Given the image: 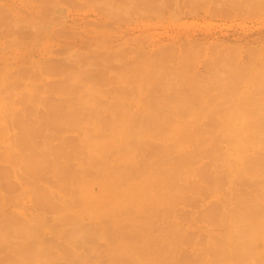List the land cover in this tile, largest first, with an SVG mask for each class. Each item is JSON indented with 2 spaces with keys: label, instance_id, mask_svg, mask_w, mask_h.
Segmentation results:
<instances>
[{
  "label": "rangeland",
  "instance_id": "374dc122",
  "mask_svg": "<svg viewBox=\"0 0 264 264\" xmlns=\"http://www.w3.org/2000/svg\"><path fill=\"white\" fill-rule=\"evenodd\" d=\"M235 1L0 0V116L2 115L0 117V121H2V124H0V255L1 253L3 255L0 257V264H18L19 262V264H30L32 259L34 261L32 264H38L39 261L41 264H48L47 262L50 264H64L69 260L71 263L69 261L66 264H75L78 259L79 263L77 264H82L80 262L85 263L86 260L88 262L92 261L90 264H217L221 259V255L231 250V247L227 245L221 246L223 249L219 250L221 242L218 235L222 232L223 238H225L224 231L226 229L223 226V221H220L221 206L218 205L217 201L213 202V200L215 194L223 193V184L227 183L222 179V176H224L225 170H229V166L223 165V162L229 161L232 163L233 157L231 152L225 155L228 145L225 142H217L216 137L218 134L215 135V133L217 128L221 126L219 125L221 121L224 125L227 124L226 127H229L228 125L232 126V115V118L235 119L233 122H236L241 128L244 123L246 125V121L248 123L250 120L246 115L249 110L242 107L249 106L252 102L256 105L258 100L255 102L254 98V100H250L249 104L248 99L243 101L239 97L245 98L249 94V96L255 97L252 95L253 93L256 96L264 93V88L261 85L264 83V72L261 76V78L263 77L262 79H259V75L255 74L256 72H250L254 62L257 64L262 59L264 60V46L262 47L264 40L255 42H262L260 46L254 43H248L247 46L242 42V45L239 44L240 41L236 43V40L230 39L234 43L232 45L231 43H226L225 46V42L217 44L218 42L211 39L210 43L213 42L214 44L212 43L210 46H208V43L202 44L203 47L200 45L201 43L195 45L194 41L190 43V46L187 41L183 40L182 43L179 41L182 44H180L179 49L176 47L179 42L175 39L186 33L206 34L209 36L220 35L219 37L227 34L231 38L237 37V35H256V31L262 33L264 31V0H251V3L249 2L250 0ZM46 3L56 7L47 9V6L46 9L42 8L43 10L45 9L43 11L40 8L41 6L44 7ZM171 45L174 46L173 49ZM150 47L155 49L154 54L149 55L150 53L147 50ZM162 49L164 50L161 51ZM157 50L159 52L156 53ZM168 50L169 52H167ZM222 61L228 62L225 64ZM262 61L261 63L264 66ZM215 62L218 65L214 66ZM262 65L257 64V67ZM246 68L249 69L247 70ZM200 69H203V71ZM256 69L255 71H258ZM246 70L249 72L248 74ZM103 80H111L112 82H108L114 86L120 83L121 87L123 86L122 82L126 81L127 85L124 86L132 88L131 90L125 88L126 91L122 88V90L124 89L123 93L121 88L119 89L117 86L122 93L120 94L119 92L118 94L117 87H114V90L108 88L110 86L109 83L104 81L108 84L105 87ZM115 80H119L117 84H115L117 82ZM121 80L122 82H120ZM146 82L147 87L145 86ZM224 83H226V87L221 91L220 89L225 86ZM220 84L223 85L220 87ZM258 84L259 87L261 85V91L256 90ZM152 85L156 89L159 88V91L163 88L164 91L160 92L162 94L158 92L159 95L154 88L150 92ZM203 87H206V89H202ZM208 87L211 88V91ZM133 88L135 89L133 90ZM249 88L256 89L251 90L247 94ZM103 89L108 91H105L106 93H111L112 98L110 94L105 95L106 93L102 92ZM136 90L137 94L135 96L134 94L132 95L131 93ZM169 90H171V93ZM96 91L98 93L102 92L104 94L102 95L105 98L107 97V100L119 98V103L121 102L124 108L119 107V105L118 107L115 105L116 108H114V104L111 103L112 100L110 99L113 109L105 107L106 113L100 117L97 121L98 124L89 132L95 134L104 132L103 134L109 135L110 133L111 135L109 138L108 135H101L103 137L100 138V142H106L105 144L107 145H104L105 149L100 142L97 145L104 149V154L102 158H98L95 155L96 160L92 163L93 167L90 168L86 163L85 170L83 166L79 165L82 161L80 160L79 162L77 156L79 153V157L82 155V159H84L83 157L86 154L83 155L82 153L86 152L85 150L82 152V149L86 147V144L83 145V147L85 146L84 148H80L82 146L76 140V134L78 133H76V129L86 126L88 117L98 108H101L97 105L94 98L98 99L102 95L99 93V96H97ZM190 91H193V95L198 93L195 95L199 96V98L194 96V99L191 94H188ZM125 92L127 96H123ZM141 93L144 94L143 98L145 99L143 101L140 97L142 103L138 102L140 101L139 98L137 99ZM153 93L154 95L156 93L159 97L154 96ZM174 94L176 95L174 96ZM119 95H122V97ZM162 96L166 97L167 100ZM170 96H174V100ZM259 96L256 98L259 99L258 103L261 110L259 109L260 107L257 109L259 104L256 107L252 104V110L254 112V109H257V112L255 111L257 115L253 112L255 116L247 113L253 119L258 117L259 120L264 121V116L262 118V115H264V102L262 103L263 105L260 103L264 95L261 101V96L260 98ZM190 97L192 98L191 100ZM187 98L188 102L186 103ZM170 99L172 100L170 101ZM226 99H229V101ZM135 100L140 105L148 100L147 103H144L147 104L144 105L147 107L140 109L142 105L136 104ZM162 100H165V103ZM221 100H223V104ZM99 101H103V105L104 99H99ZM160 101L161 105L159 104ZM133 102L137 105V110L140 109L143 115L138 111L139 114L138 112L134 114L138 119L135 117V121L133 117V121H128L127 117L130 119V116H132L130 115L131 112L133 114L134 109H136L133 106ZM177 102L179 104H176ZM237 102H239V106ZM185 103L188 105H185ZM209 103L211 104L209 105ZM111 104H108L107 107ZM174 105L184 106V108L175 106L176 116L182 119V122L174 121L177 117L173 116V112H166L167 108L174 109ZM185 106H189L187 107L189 110ZM225 106L234 107V109L227 107L226 111L229 112V115L227 112L226 114L223 113L225 112L223 110ZM240 106L245 115L241 111ZM238 108H240V111H238ZM219 112H221L222 117L217 116ZM230 112H233V114ZM258 112L259 115L262 112V115L258 116ZM38 113L47 118L39 115L41 118L38 117V121L40 119L41 122L36 121L37 119L34 120L35 118L32 116L38 115ZM235 113L236 115H234ZM237 113L241 114L237 115ZM25 114H30L31 122L32 118L36 122L28 124L29 122H26L28 120H25L23 116ZM79 114L84 116L79 117ZM212 114L216 115L213 116ZM112 115L118 120L114 121ZM224 115L225 117H223ZM226 115L228 116L226 117ZM3 116H5L4 120L9 119L5 120L6 123H3ZM209 116L212 121H210ZM215 116L220 120L217 122L218 118H216L215 121L217 123L212 118ZM119 117H121V122H118ZM143 117H152L154 124L148 125L149 120L142 122L144 121ZM15 118L17 121H13ZM43 118L44 121L42 120ZM188 118L191 120L189 119L188 121ZM197 118L198 120L201 119L198 124ZM221 118L224 120H221ZM172 119L173 123H170L171 121L169 123L172 126L174 125L172 129L175 128V130V126H180L178 131L173 132L172 126L168 124L167 121ZM192 119H194V123L191 122ZM203 119H205L204 123L202 122ZM253 119H251L252 123L249 121L251 125H255L257 123L254 122H258L260 124L257 127L262 126L263 121L260 122L258 119L254 121ZM21 120H24L25 123H22ZM223 124L222 126H224ZM249 125L248 127L251 126ZM243 128L241 131L244 132L246 129ZM159 129H164L165 132L163 130L159 133ZM141 130H143V133H137V131ZM174 135L178 137L175 143L170 139ZM214 135L215 137H213ZM143 136H146L148 140L140 141V137ZM62 137L64 141L66 140L65 138L70 139L72 137L73 142L71 143L75 141L74 144L78 143L77 147L72 146L74 144L70 143L71 139L69 141L66 140L70 143L71 148L67 145L69 143L62 145ZM126 137H133L134 141L129 146V150L124 153L126 145L121 139ZM60 138L62 139L60 140ZM81 141L84 143L88 142L83 139ZM112 141H114V144H112ZM142 142L155 144L156 147L158 144H163L170 148V152L168 155L161 152V156H158L159 152L155 154L157 150L155 152L150 151L151 154L149 156L142 158L141 153L144 149L142 148ZM61 145V150L65 147L64 145H66L65 148H70V150L66 149L67 153L63 152L65 148L61 151L59 148ZM74 147H79L78 151ZM51 148L53 152L56 151V154L59 153L60 156H58L59 154L56 156L54 153L50 155L49 151ZM54 148L57 149L54 150ZM71 149L77 151L75 152L76 155ZM58 150L60 151L57 152ZM179 150L188 151L191 158L189 154L188 156L177 157L175 153ZM62 152L66 155L63 156ZM68 152L73 156L71 154L70 156ZM53 154L55 157L52 156ZM67 155L69 158H66ZM119 155L122 158L119 159ZM44 157H46V160ZM48 157L52 158L49 159ZM71 157H75L78 162ZM216 157L218 160L214 159ZM51 160L54 162L52 163ZM49 161H51L53 168L50 166ZM68 162L69 164H67ZM187 162L188 165L186 164ZM62 163L63 165L66 164L67 168L64 166L62 168ZM55 167L57 169H54ZM59 168L61 169L59 170ZM79 168L80 172L78 171ZM188 169H191V172ZM183 171H185L184 174ZM143 175L147 177L156 175L153 182L154 186L152 184L148 188V194L151 193L150 195H147V193L138 195L137 190H134L139 188L141 182L145 183L142 180ZM159 179L161 180L160 182L158 181ZM162 181L163 185L166 184L165 189L161 188ZM159 183L160 186H158ZM125 184L127 187H122ZM111 187L117 190H113ZM101 188H104L107 193L108 190H112L107 195L104 192V196L100 192ZM158 188L161 189L159 193L157 192ZM124 189L128 193L130 192L129 203L136 209L137 206H141L139 213L134 212L132 214L131 211V214L124 215L125 212H123L122 206L120 208L123 211L122 214L120 213L118 206L125 204L127 200L125 201L124 199L128 197H125L127 193L124 194L126 192ZM64 190L66 193L62 192ZM69 190L74 191L73 194H69ZM46 195H48L49 199L46 200L50 201V204L57 200V202L60 201V203H57L58 205L56 204L58 207L56 205V208L53 206L55 211H52V206L50 207L47 202L45 203L48 206L45 207L43 201H45L44 196L46 198ZM40 196L43 198L42 202L44 204H42ZM89 196H91L90 203H92L89 204L90 207L87 205L89 202L87 204L84 202V198L87 200ZM75 198L79 200L76 201ZM122 198L124 202L122 201L123 203L121 204L118 201ZM142 200L147 205H150L148 212L143 211ZM115 202L119 204L116 206L118 207L117 210H119L116 213L119 216L113 217L112 215L113 218H111L114 220L112 222L111 218L107 217L106 214L109 213V206ZM60 205L65 208L60 207ZM77 206L78 209H75L74 207ZM126 206L128 207L127 203ZM111 207L110 211L113 208ZM59 208L64 209V213L69 209V212H66L67 214L65 215L62 209L59 210ZM71 209L72 213H70ZM54 212H57L58 218ZM60 212L62 213V219L60 218ZM76 212L80 220L76 215H71L76 214ZM116 213L114 215H117ZM109 214L112 213L110 212ZM120 214L123 217H120ZM63 219L64 221L66 220L67 225H65V222L62 223ZM69 223L72 226L74 224V226L72 227ZM66 229H68L66 231L67 234H65ZM91 237L93 238L91 239ZM129 237L132 239H129ZM16 238L19 240L24 239L25 241H19ZM67 238L71 240H66ZM43 239L44 241H41ZM126 239L135 240L139 245L135 241V243L133 241H130V243ZM154 240L157 241L155 244L152 243ZM72 241L74 245L73 243L71 244ZM125 241L126 245H128L127 249L123 248L126 246L124 245ZM20 242L25 244L20 246ZM39 242H42L41 246L44 248L40 247ZM133 244L134 246L136 244V246L134 247ZM15 245H19L18 247L24 248V250L18 247L17 250H14ZM81 245L83 248L87 246L85 248L87 252L80 247ZM64 246L66 247L64 248ZM32 247L40 251L39 256L36 255L39 252L32 249ZM74 247L76 248L75 253L79 250L77 254L79 252L82 254L79 253V256L76 254L73 256L74 253L71 252L73 253L71 254L73 258H78L76 261L74 260L75 262L72 261L73 258L72 260L69 259L71 257L70 254L67 255L68 257L65 256V252L69 248V251L73 250ZM89 247H91L92 252ZM27 249L29 250L27 251ZM49 249L53 250L51 251L52 253H50ZM121 249L124 251H120ZM61 250L63 257L67 259L62 258V254L60 256L58 251ZM125 250H127L125 255H128V257L123 256L124 254H119L116 261L115 256L117 255H113L112 251L114 254H118V252L123 253ZM191 250L195 251V253ZM23 251H26L27 255L29 253L31 255L26 257ZM82 251L86 252L87 255L84 252L82 253ZM99 251H101V254ZM83 254L84 257L82 258L85 261L81 260L80 257ZM110 254L113 255L115 263L112 262L113 257ZM108 255L110 256L106 257ZM8 256L10 260H8ZM92 256L94 262L91 260ZM104 257L112 258V261L106 260ZM49 259H52V261H49ZM14 261L18 262L15 263ZM231 262L233 263V261ZM227 263L229 264L230 262L227 261ZM234 263L236 264V261ZM247 263L250 264L249 262Z\"/></svg>",
  "mask_w": 264,
  "mask_h": 264
},
{
  "label": "bare ground",
  "instance_id": "6f19581e",
  "mask_svg": "<svg viewBox=\"0 0 264 264\" xmlns=\"http://www.w3.org/2000/svg\"><path fill=\"white\" fill-rule=\"evenodd\" d=\"M229 1H231V0H229ZM234 1V0H233ZM237 1V0H236ZM235 1V2H236ZM238 2V1H237ZM250 3H251V0L249 1ZM55 3H57V2H55ZM52 4V3H51ZM44 5V4H43ZM53 5H55L54 3H53ZM57 5V4H56ZM254 5V4H253ZM257 5H259V4H257ZM257 5H255V6H257ZM48 6V7H47ZM260 6V5H259ZM46 7H47V9H53V8H55L56 6H50V5H47V3H46V5H44V7L43 6H41V8L40 9H42V8H45L46 9ZM52 7V8H51ZM261 7V6H260ZM256 8V7H255ZM39 9V8H38ZM37 9V10H38ZM39 9V10H40ZM44 9V10H45ZM43 10V9H42ZM43 10V11H44ZM41 11V10H40ZM49 11V10H48ZM264 32V31H263ZM258 33L257 31H256V35H253V34H246V35H244V36H238L237 35V37H230L229 35H224V36H222V37H219V36H209V35H206V34H192V33H186V34H183V35H180L178 38H176L175 40L176 41H180L181 43L183 42V40L184 41H187L188 43H189V45H190V43H192L193 41V43L196 45H198V44H200L202 47H203V45L204 44H209L208 46H210L213 42H211L210 43V41H212L213 39L216 41V42H218L217 44H219V43H223V42H225V46H226V43H231V45H232V43H234V41H231L230 39H233V40H236V43H237V41H240V43L239 44H241V42L242 43H244V44H250V43H254V44H258V46H260L261 45V43L259 42V43H255V42H258V41H263L264 40V33ZM250 33V32H249ZM254 33V32H253ZM213 34V33H212ZM215 35V34H214ZM232 36V35H231ZM212 39V40H211ZM214 41V42H215ZM227 41H231V42H227ZM179 42V44L176 46V43H175V46L177 47V48H179L180 49V47L179 46H181L182 44ZM186 42V43H187ZM215 42V43H216ZM187 43V44H188ZM264 43V42H263ZM181 44V45H180ZM203 44V45H202ZM214 44V43H213ZM243 44V45H244ZM184 45H185V43H184ZM224 45V44H223ZM242 45V44H241ZM251 45H253V44H251ZM172 47V49H173V45H171ZM191 46V45H190ZM193 46V45H192ZM206 47H208L207 45H205ZM230 46V45H229ZM248 46V45H247ZM257 46V45H256ZM264 46V44L262 45V47ZM261 47V48H262ZM169 48V47H168ZM226 49V48H225ZM164 49H162L161 51H163ZM263 50V49H262ZM150 54L149 55H151V54H154V52H155V49L153 48V47H150L148 50H147ZM166 51V50H165ZM173 51V50H172ZM264 51V50H263ZM157 52H159V50H157L156 51V53ZM167 52H169V50L167 51ZM166 54V53H165ZM150 57V56H149ZM229 59V58H228ZM231 59V58H230ZM232 60V59H231ZM263 60V59H262ZM261 60V61H262ZM261 61L259 62V63H257L258 65H262L263 63H261ZM221 62V61H220ZM222 62H224V61H222ZM228 62V61H227ZM227 62H224L225 64L227 63ZM229 62H230V60H229ZM234 62H236V61H234ZM254 62V61H253ZM262 62H264V60L262 61ZM232 63V62H231ZM261 63V64H260ZM257 64H255V62H254V64H253V66H252V70L250 69V72L251 73H254V72H256L255 74H258L259 76V79L261 78V76L263 75V72H264V66L262 65V66H259V67H257ZM216 65H218V63L216 64V62H215V64H214V66H216ZM224 65V64H223ZM256 65V66H255ZM203 66V65H202ZM206 66V65H205ZM213 66V65H212ZM213 66V67H214ZM251 66V65H250ZM250 66H249V68H250ZM204 67V66H203ZM202 67V68H203ZM212 67V68H213ZM218 67V66H217ZM248 67V66H247ZM254 67H255V69L256 68H259V69H256V70H260V72H258V71H255V69H254ZM208 68V67H207ZM219 68H221V67H219ZM245 68V67H244ZM248 68V69H249ZM263 68V69H262ZM204 69V68H203ZM203 69L201 70V71H203ZM247 69V68H246ZM247 69V70H248ZM246 70V72H247V74L249 73L248 71ZM261 70H262V74H261ZM213 71V70H212ZM243 72V71H242ZM241 72V73H242ZM244 72H245V70H244ZM244 72H243V74H244ZM250 73V74H251ZM246 74V73H245ZM255 74H252L253 76L255 75ZM261 74V75H260ZM256 76V75H255ZM257 77V76H256ZM263 77H264V75H263ZM262 77V78H263ZM261 78V79H262ZM230 80V79H229ZM106 82L107 80H103V82ZM108 81H111V80H108ZM107 81V82H108ZM117 80H115V82H116ZM119 81V80H118ZM118 81L115 83V84H117L118 83ZM233 81H235L236 82V80L235 79H233ZM237 81H238V79H237ZM102 82V83H103ZM104 82V84H105V87H106V85H108L107 83H105ZM112 82V81H111ZM120 82H122V80L120 81ZM226 82V81H225ZM260 82V81H259ZM109 83V85H110V82H108ZM125 83V84H124ZM226 83H228V82H226ZM226 83H224V85L225 86H223L222 87V89H220L221 91L223 90V88H225L226 87ZM120 84V83H119ZM119 84H117V86L119 87V89L121 88V90H122V88H126L127 90L129 89V90H131V88L132 87H129V86H127V87H125L124 85H127L126 84V81H124V82H122V87H121V84L119 85ZM129 84V83H128ZM146 84V85H145ZM144 85L147 87V82L145 83ZM221 85H223V84H220L219 86L221 87ZM262 85V88H264L263 86H264V83L263 84H261ZM261 85H260V87H261ZM113 86V87H112ZM117 86H114V85H112V83H111V85L108 87V88H116ZM144 86V88H146ZM151 86V85H150ZM118 87L116 88L117 89V93L119 94V90H118ZM136 87V86H135ZM143 87V86H142ZM141 87V89L143 90V88ZM148 87H149V84H148ZM259 87V84H258V88L256 89V90H258V91H261V89L262 88H260ZM107 88V90H109ZM114 88V89H115ZM153 88H154V90H156L157 91V93L159 92H162V91H164L163 90V88H161V90L159 91V88L158 89H156L155 87H154V85H152V87H150V92L153 90ZM209 88V87H208ZM260 88V89H259ZM111 89V91H113ZM123 89V90H124ZM126 89L124 90V91H126ZM135 88H133V90H134ZM152 89V90H151ZM202 89H206V87L204 88H202ZM210 89V91H211V88H209ZM254 88H252V89H250L249 88V90L247 91V94H248V92H250L251 90H253ZM254 89V90H255ZM100 90V89H99ZM107 90H102V92H104V93H106V92H108ZM122 90V91H123ZM176 90V89H175ZM106 91V92H105ZM110 91V92H111ZM116 91V90H115ZM124 91H123V93H124ZM147 91V90H146ZM171 90H169V92H170ZM207 91H208V89H207ZM264 91V90H263ZM88 92V91H87ZM97 92V91H96ZM96 92H93V93H96ZM102 92H99V93H101L100 95H102L103 93ZM135 92V93H134ZM133 93H131L132 95L134 94V96H135V94H137V90L136 91H134ZM148 92V91H147ZM190 92H192V93H190ZM188 94H191L192 96H193V98H194V96H197V95H195V94H198V93H194V95H193V91H190ZM88 93H90V92H88ZM99 93L97 92V96H99ZM129 93V92H128ZM158 93V94H159ZM171 93V92H170ZM169 93V94H170ZM208 93V92H207ZM224 93V92H223ZM225 93H226V91H225ZM243 93V92H242ZM107 94H110V97L112 96L111 95V93H106L105 95H107ZM120 94H122L121 92H120ZM141 94H143V93H141ZM140 94V95H141ZM146 95H147V93H145ZM160 94H162V93H160ZM159 94V95H160ZM187 94V93H186ZM222 94V93H221ZM261 94V93H260ZM263 95H264V93H262ZM261 94V95H262ZM104 95V94H103ZM99 96V98L97 99V98H94V100H95V102H97V105L99 106V107H101V108H98L92 115H90L89 117H88V123H87V125L86 126H83V127H79V129H76L77 131H76V136H77V142L79 143V145L81 144V146L82 147H80V148H84L83 147V145H85L86 144V147L84 148V149H82V152H83V150H85V152L86 153H82L83 155L84 154H86V155H84V159H82V155L79 157V153H78V160H79V162H80V160L82 161V162H80V166H83L84 167V169L86 170V163L88 164L87 166H89L90 168H92L93 167V164L92 163H94L95 162V155L98 157V158H102V156H103V154H104V149H105V146L107 145V144H105V143H103V142H100V138L101 137H103V136H101L103 133H100V132H98V134H95V133H89L90 131H91V129L94 127V126H96L97 124H98V120L100 119V117L101 116H103L105 113H106V109H105V107L106 108H112L113 109V105L112 104H114V108H116V106L118 107V105H119V107H123L124 108V106H122L121 105V102L119 103V101L120 100H118L119 98H117L116 100H118V101H116L115 99L114 100H112L110 97V99L112 100L111 101V103H110V99H106L105 98V96ZM127 96V93L125 92V94L123 95V96ZM138 96L137 97V99L139 98V100H140V97H141V100H145L144 98H143V96H144V94L142 95V96ZM153 95H154V93H153ZM155 95H156V97H159V96H157V94L155 93ZM154 95V96H155ZM164 95V94H163ZM176 94H174V96H175ZM232 95V94H231ZM250 95V94H249ZM246 96V97H248V98H244V97H239L240 98V100L242 99L243 101H246V99H248L247 101H249L248 103L250 104V102L252 101V100H254V98H255V102L258 100L259 101V99H257L256 97H258L259 96V94H257V96L255 95V93H253L252 95H254L255 97H251V96ZM260 95V96H261ZM262 95V96H263ZM114 96H116V94H114ZM120 97H122V95H119ZM150 96H151V94H150ZM165 96V95H164ZM164 96H162L165 100H167L166 99V97H164ZM174 96H170V97H172V99H173V97ZM217 96V95H216ZM260 96H259V98H260ZM262 96H261V99H260V101L262 100ZM117 97V96H116ZM116 97H114V98H116ZM168 97V96H167ZM169 97V98H170ZM264 97V96H263ZM104 99V103H103V105H105V106H103L102 105V102L103 101H99V99H101V100H103ZM143 98V99H142ZM189 98V97H188ZM188 98H187V101H186V103L188 102ZM196 98H199V96H197ZM223 98H224V96H223ZM249 98H252V99H249ZM128 99V98H127ZM157 99V98H156ZM172 99H170V101L172 100ZM192 98L190 97V100H191ZM195 99V98H194ZM193 99V100H194ZM232 99H233V96H232ZM107 100V101H106ZM138 101V102H141L142 103V101ZM152 100H153V98H152ZM151 100V101H152ZM158 100V99H157ZM165 100H162V101H164V103H165ZM174 100V99H173ZM178 100H179V98H178ZM227 100V99H226ZM234 100V99H233ZM251 100V101H250ZM109 101V102H108ZM136 101V100H135ZM196 101V100H195ZM198 101H199V99H198ZM227 101H229V99L227 100ZM258 101H257V104H259L258 103ZM113 102H118L117 104L116 103H113ZM137 102V101H136ZM136 103V104H139L140 105V103ZM148 102V100L147 101H145L144 103H147ZM189 102H191V101H189ZM231 102V101H230ZM240 102H242V101H240ZM264 102V98H263V100L260 102L261 104ZM134 103V102H133ZM141 104L140 106L142 107V108H140V109H144V107L146 108L147 106H144V105H147V104ZM164 103H162L163 105H164ZM185 103V105H188V104H186ZM221 103L223 104V100H221ZM221 103H220V105H221ZM233 103V102H232ZM108 104H111L109 107H107L108 106ZM135 103L133 104V106H137ZM160 105H161V101H160V103H159ZM176 104H179L178 102L176 103ZM190 104V103H189ZM211 103H209V105H210ZM226 104V103H225ZM224 104V105H225ZM228 104V103H227ZM237 104H238V106H239V102H237ZM252 104H253V106H257V104L256 105H254L255 103H251L249 106H247L246 105V107H242V108H246V110H249V111H247L249 114H251L252 116L254 115V114H256L257 115V113H255V111L258 109V107H260V104L257 106V109L255 110L254 109V112H253V106H252ZM264 104V103H263ZM262 104V105H263ZM116 105V106H115ZM121 105V106H120ZM148 105H149V103H148ZM151 105H153V104H151ZM150 105V106H151ZM242 105V104H241ZM140 106H138V107H140ZM175 106L177 107L178 105H174L173 107H174V109H171V108H167L168 110L166 111V112H173L174 113V115L173 116H176V111H175ZM180 106V108L181 107H183L184 108V106H181V105H179ZM179 106H178V108H179ZM223 106V105H222ZM232 106V105H231ZM231 106H225V108L223 109V110H225V112H223V113H225L226 114V109H227V107H230V108H232V109H234V107H231ZM233 106H234V103H233ZM237 106V105H236ZM243 106V105H242ZM187 107H189V106H185V108H187ZM248 107V108H247ZM250 107H251V110H250ZM264 107V106H263ZM152 108V107H151ZM230 108H228L229 110H232V109H230ZM240 108H241V106H240ZM240 108H238L239 110L238 111H240ZM242 108H241V111H242ZM118 109V108H117ZM134 109V108H133ZM133 109H132V111H133ZM138 108L136 107V109H134V111H133V114H132V112H131V114L130 115H132V116H130V119H129V117H127L128 118V121H130V120H132L133 121V117H134V119H135V121H136V118H137V116H135L134 114L136 113V112H140L141 110L139 109V110H137ZM150 109V108H149ZM156 109V108H155ZM159 109V108H158ZM188 109V108H187ZM260 110H261V107L259 108ZM121 110H124V109H121ZM173 110V111H172ZM177 110V109H176ZM186 110V109H185ZM184 110V111H185ZM189 110V109H188ZM193 110V109H192ZM223 110H221V111H223ZM245 110V109H244ZM245 110V111H246ZM175 111V112H174ZM180 111H181V109H180ZM182 111H183V109H182ZM250 111H251V113H250ZM124 112V111H123ZM139 112H138V114H139ZM142 112V111H141ZM140 112V113H141ZM178 112V111H177ZM233 112H234V110H233ZM233 112L231 113V114H233ZM243 113H244V111H242ZM241 112V113H242ZM246 112V115H247V117H249L250 118V120H249V118H247V120H249L250 122H251V119H253V118H251V116L248 114ZM254 114H253V113ZM257 112V111H256ZM182 113V112H181ZM221 112H219V114H217V116L219 115V117H222V114H220ZM228 113V115H229V112H227ZM241 113H239V114H241ZM262 112H260V115H262L261 114ZM11 114V113H10ZM180 114V113H179ZM179 114H177L178 116H179ZM238 113H237V115H239ZM6 115V114H5ZM28 116V117H26V116ZM25 115H23L24 117H25V120H28V121H26L28 124H30V123H35L36 121H38V117H39V115H41V117H43L42 116V114L41 113H38V115L36 114L35 116L33 115L32 117L33 118H35L34 120H36L35 122H34V120H33V118H32V122H31V119L29 118V116H30V114L28 115V114H25ZM47 115V114H46ZM123 115H124V113H123ZM125 115H126V112H125ZM141 115H143L142 113H141ZM172 115H170V116H172ZM213 116L214 115H216V114H212ZM212 115H210V116H212ZM221 115V116H220ZM228 115H226V117L228 116ZM234 115H236V113L234 114ZM244 115H245V113H244ZM259 115V112H258V116H260ZM2 116V115H1ZM0 116V117H1ZM7 116V115H6ZM48 116V115H47ZM84 115L83 114H79V117H83ZM113 116V120L115 121V120H118V119H115L116 117L114 116V115H112ZM172 116V117H173ZM210 116H209V119H210ZM217 116H215V117H212L214 120L213 121H215L216 120V118H218ZM233 116V115H232ZM232 116H231V121H232V126L231 125H228L229 127H226L227 126V124L226 125H224L223 123H222V121L219 123V125H221V126H219L218 128H217V130H216V133H215V135L216 134H218L217 135V137H216V140H217V142H219L220 141V143H222V142H225L227 145H228V150H227V152H226V154L225 155H227V154H229V152H231V155H232V157H233V161H232V163L231 162H229V161H224L223 162V165H226V166H229V170L228 171H226L225 170V173H224V176H222V179L224 180V181H226L227 183H225V184H223L224 185V191H223V193L222 194H220V193H218V194H215L214 195V200H213V202H218V205L219 206H221V215H220V221L222 222L223 221V226H224V228L226 229V231H224V236H225V238H223V233L222 232H220L219 233V237H220V242H221V244L219 245V250H222L223 248L221 247V246H224V245H227V246H230L231 247V250L230 251H228V252H225V253H223L222 255H221V259H220V261H218V263L217 264H228L227 263V261L228 262H230L229 264H231L232 262L231 261H233V263L236 261V264L238 263V264H248L247 262H249L250 264H264V127H262L263 125H264V121H263V123L261 124L262 126H258L257 127V125L258 124H260V123H258V122H254V123H257V124H252L251 125V123L248 121V123H247V121H246V125H244L243 124V126H242V128L243 129H246L244 132L243 131H241L242 130V128L241 127H239L237 124H236V122H233V121H235V119H233L232 118ZM255 116V115H254ZM263 116L264 115H262V118H263ZM11 117V116H10ZM31 117V116H30ZM41 117H39V118H41ZM44 117H46V116H44ZM136 117V118H135ZM177 117V116H176ZM176 117H174V118H176ZM223 117H225V115L223 116ZM230 117V116H229ZM228 117V118H229ZM235 117H239V116H235ZM257 117V116H256ZM4 118H5V116H3V123H6L5 122V120H4ZM8 118V117H7ZM28 118V119H27ZM47 118V117H46ZM45 118V119H46ZM120 119H119V121L118 122H121L120 120H121V117H119ZM123 118H125V117H123ZM132 118V119H131ZM142 118V117H141ZM144 118V117H143ZM149 118V119H148ZM145 117L144 118V121H142V122H147L148 120V125H151L153 122H152V120H154V119H151L152 117ZM202 118H204V117H202ZM244 118V117H243ZM255 118V117H254ZM260 118V117H259ZM11 119V118H10ZM21 119H22V117H21ZM24 119V118H23ZM49 119V118H48ZM138 119V118H137ZM146 119V120H145ZM189 119L190 118H188V121H189ZM230 119V118H229ZM229 119H227V120H229ZM256 119V118H255ZM255 119H253L254 121H256L257 119H258V117H257V119L255 120ZM0 120H1V118H0ZM7 120H9V119H7ZM6 120V121H7ZM19 120V119H18ZM30 120V121H29ZM43 121H44V118L42 119ZM71 120H73V119H71ZM139 120H141V119H139ZM138 120V121H139ZM181 121L182 119H180V118H176V120H174V121ZM184 120L185 121H187V119H185L184 118ZM191 120V119H190ZM201 119H199L198 120V118H197V124L198 123H200L201 121H200ZM204 120L205 119H203V123H204ZM221 120H224L223 118H221ZM226 120V119H225ZM237 120H239V118H237ZM252 120V121H253ZM13 121H17L16 120V118H15V120H13ZM22 121V123L24 122V120H21ZM21 121H19V122H21ZM137 121V122H138ZM160 121V120H159ZM169 121H171L170 123H173V119L172 120H168L167 122H168V124H170L169 123ZM184 121V122H185ZM195 121H196V118H195ZM194 121V119H192V121L191 122H195ZM210 121H212V119H210ZM220 120H219V118H218V121L217 122H219ZM258 121H260V122H262L261 120H259L258 119ZM1 123L0 124H2V121H0ZM9 122V121H8ZM7 122V123H8ZM38 122H41L40 121V119H39V121ZM140 122V121H139ZM166 122V123H167ZM182 122V121H181ZM183 122V123H184ZM216 122V121H215ZM216 122V123H217ZM239 122V121H238ZM237 122V123H238ZM245 122V121H244ZM25 123V122H24ZM123 123V122H122ZM130 123V122H129ZM134 123V122H133ZM136 123V122H135ZM182 123V124H183ZM240 123V122H239ZM249 123H250V125H249ZM154 124V123H153ZM152 124V125H153ZM196 124V123H195ZM222 124L224 125V126H222ZM250 126V127H248V125ZM171 125V124H170ZM169 125V126H170ZM235 125H237V126H235ZM256 126V127H254V126ZM172 126V125H171ZM245 126H247L246 128H245ZM253 126V127H252ZM120 127V126H119ZM174 127V125L171 127V129ZM176 127V130H175V128L174 129H172L173 130V132H175V131H178L179 130V128L178 127H180V126H175ZM78 128V127H77ZM164 128V127H163ZM164 130V129H163ZM163 130H161V129H159L158 131H159V133L160 132H162ZM163 132H165V130L163 131ZM181 132H184V131H181ZM137 133H143V130H141V131H137ZM103 135H108V134H103ZM110 133H109V135H108V138L110 137ZM179 135H180V132H179ZM215 135L213 136V137H215ZM161 136V135H160ZM105 137H107V136H105ZM63 138V137H62ZM62 138H60V140L62 139ZM108 138H106L107 140H108ZM66 140H70L71 139V141H70V143L71 142H73L72 140V137L69 139V138H65ZM78 139H80V140H78ZM86 140V141H88L87 143H84L83 141H81V140ZM150 139V138H149ZM172 141H173V143H175V141H177L178 140V137L176 136V135H174V137H171L170 138ZM174 139V140H173ZM58 141H60L59 139H57ZM64 141V138L61 140V142H63V143H61V142H58V143H61L62 145L63 144H67V143H69V142H67V141ZM75 140V139H74ZM105 140V139H104ZM103 140V141H104ZM106 140V141H107ZM148 140V138L146 137V136H143V137H140V141H147ZM101 141H102V139H101ZM121 141H124V143H125V145H126V150H124L123 152L125 153V151H128L129 150V146H131L132 145V143H133V141H134V138L133 137H126V138H124V139H121ZM98 142H100L101 144H103L102 146H104L103 148L101 147V146H98L99 144H98ZM70 143L69 144H67L70 148H71V146H70ZM74 143H75V141H74ZM74 143H71V144H74ZM77 143V144H78ZM143 143V142H142ZM172 143V142H171ZM77 144H74V145H72V146H76ZM98 144V145H97ZM100 144V145H101ZM112 144H114V141H112ZM62 145H61V147H59L60 148V150H61V148H62ZM97 147H96V146ZM152 145V146H151ZM65 147H66V145H64ZM155 146V147H154ZM65 147H63V149L65 148ZM77 147V146H76ZM76 147H74V148H76ZM78 147V148H79ZM108 147V146H107ZM106 147V148H107ZM221 147H223V145H221ZM70 148L69 149H67V148H65V151L63 150V152H66L67 153V150L69 151L70 150ZM78 148H76L75 150H77L78 151ZM142 148H144L143 150H142V153H141V157L142 158H144L145 156L147 157V156H149V154H151V152L152 151H156L155 152V154L157 153V152H159V154H158V156H161L160 154H162L161 152H163V153H167V155L169 154V152H170V148H167L165 145H163V144H158L157 145V147H156V145L154 144H149V143H143V146H142ZM52 149V148H51ZM51 149H50V155L52 154V153H54V154H56V151H54L53 152V149H52V152H51ZM57 148H54V150H56ZM67 149V150H66ZM155 149V150H154ZM60 150H58L57 152H59ZM61 150V151H62ZM74 149L72 150L71 149V151H74V154H75V152H77V151H75ZM80 150V149H79ZM161 150H164V151H161ZM166 150V151H165ZM151 151V152H150ZM199 151V150H198ZM62 152V153H63ZM81 152V151H80ZM153 152V153H154ZM69 153V152H68ZM73 153V152H72ZM52 155V156H54L55 157V155ZM59 153H57L56 154V156L58 155ZM71 153H69V155H70ZM122 154V153H121ZM188 154H189V152L188 151H181V150H179V151H177L176 153H175V155L177 156V157H181V156H188ZM49 155V156H50ZM66 154L65 153H63V156H65ZM72 155V154H71ZM70 155V156H71ZM76 155V154H75ZM190 155V154H189ZM58 156H60V154L58 155ZM73 156V155H72ZM126 156V155H125ZM45 158V160H46V157H44ZM43 158V159H44ZM49 158V157H48ZM52 157H50L49 159H51ZM62 158H65V157H62ZM66 158H69L68 157V155H67V157ZM71 158H73V157H71ZM75 158V157H74ZM74 158H73V160H74ZM81 158V159H80ZM120 158H122V156L121 155H119V159ZM190 158H191V155H190ZM53 159H55V158H53ZM58 159H60V158H58ZM215 160H218V158L216 157V158H214ZM44 160V161H45ZM48 160V159H47ZM70 160H72V159H70ZM70 160H68V161H70ZM75 160L77 161V159L75 158ZM52 161V160H51ZM51 161H49V163L51 162ZM57 161V160H56ZM55 161V163H57ZM58 161H60V160H58ZM63 161H64V159H63ZM190 161V160H189ZM188 161V162H189ZM54 161H52V163H53ZM62 162V161H61ZM64 162H66V161H64ZM63 162V163H64ZM78 162V161H77ZM188 162L186 163L187 165H188ZM63 163H62V168H64V167H66L67 168V166H66V164H64L63 165ZM51 164V163H50ZM67 164H69V162L67 163ZM75 164V163H74ZM46 165H47V162H46ZM55 165V164H54ZM75 165H77V164H75ZM51 167L53 166L52 164L50 165ZM60 166V167H61ZM64 166V167H63ZM69 166V165H68ZM190 166V165H189ZM57 167H58V165H57ZM57 167H55L54 169H57ZM53 168V167H52ZM61 168H59V170H60ZM185 169H186V167H185ZM191 169H193L192 167H191ZM191 169H188V170H190V172H191ZM52 170V169H51ZM62 170H65V169H62ZM50 171V170H49ZM79 172H80V168H79V170H78ZM186 171H187V169H186ZM54 172V171H53ZM62 173H63V171H61ZM60 172V173H61ZM184 172L185 171H183V174H184ZM189 172V171H188ZM55 173V172H54ZM53 173V174H54ZM65 176V175H64ZM67 176V175H66ZM155 176L156 175H149L148 177L145 175H143V178H142V180H144L145 181V183H140L139 185V188L138 189H134V188H132V189H134V190H137V194L138 195H141V194H144L145 195V193H147V195H150V194H148V188L149 187H151L152 186V184H153V182H154V180H155ZM78 177V176H77ZM180 177V176H179ZM178 177V178H179ZM46 178H48V177H46ZM183 178H184V176H183ZM68 179V178H67ZM182 179V178H181ZM48 180V179H47ZM75 180V179H74ZM78 180V179H77ZM184 180V179H183ZM159 182L161 181L160 179L158 180ZM180 182H181V180H180ZM179 182V183H180ZM162 187L161 188H166V184L165 185H163V181H162ZM67 185V184H66ZM70 185H71V183H70ZM103 185H105V184H103ZM158 185V184H157ZM153 186H154V184H153ZM158 186H160V183H159V185ZM65 187H67V186H65ZM122 187H127V185L125 184V186H122ZM135 187H137L136 185H135ZM112 188V187H111ZM113 190H117L116 188H112ZM112 189H110V190H108V193H109V191H111ZM131 189V190H132ZM66 190V189H65ZM62 191V192H64V193H66V191ZM118 190H119V188H118ZM161 189H157V192L159 193V191H160ZM70 191V190H69ZM76 191H77V189H76ZM75 191V192H76ZM120 191V190H119ZM124 191H126V192H124V194H126L127 193V195L125 196V197H127V199H124L125 201H126V203L128 204V207L126 206V203L125 204H123V205H119L118 204V202H121V204L124 202V200H123V198L120 200V201H118V202H115L114 204H111L110 206H109V210H108V212L110 213H112V214H109V213H107L106 214V216L107 217H112V215H113V217L115 216V217H118L119 215H118V213H116V212H119V210L121 211L120 213L122 214V211L123 212H125V214L124 215H126V214H131V211H132V214L135 212V213H139V211L141 210V206H137V209H136V207H134L133 205H131L130 203H129V201L128 200H130V192L128 193V191L126 190V189H124ZM147 191V192H146ZM73 192L74 191H70L69 192V194L70 193H72L73 194ZM100 192H101V194H103L104 192H105V189L104 188H101V190H100ZM107 192H105V194L107 195L108 194ZM155 193V192H154ZM104 195V194H103ZM43 196V195H42ZM105 196V195H104ZM103 196V197H104ZM79 197V196H78ZM40 198H41V202H42V200H43V198L40 196ZM88 199L87 200H89V201H87L86 200V198H84L85 200H84V202H86L85 204H87L88 202V206H89V204H92V203H90V198H91V196H89V197H87ZM46 199H48V195H46V198H45V196H44V200L45 201H43L44 203L45 202H47V203H49V205H50V207L52 206V208H53V210L52 211H55L54 210V207L56 208V206L58 205L57 203H60V201L59 202H53V201H51V202H53V203H51L50 204V201H47ZM49 200V199H48ZM75 200L76 201H78L79 199H77V198H75ZM39 201V200H38ZM83 201V200H82ZM81 201V202H82ZM123 201V202H122ZM42 202V204H44ZM47 203H45V207L46 206H48V205H46ZM65 204H66V202H64ZM64 203H63V205H64ZM83 203V202H82ZM57 204V205H56ZM69 204V203H68ZM56 205V206H55ZM63 205H60V207H64ZM67 205V204H66ZM74 205V204H73ZM87 205H85V206H87ZM114 205V206H113ZM119 205V206H118ZM125 205V206H124ZM130 205V206H129ZM141 205H142V208H143V211H145V212H148L149 210L148 209H150L149 208V206L150 205H147L146 204V202L144 201V200H142V203H141ZM35 206V205H34ZM39 206V205H38ZM54 206V207H53ZM79 206H81V205H79ZM84 206V207H85ZM113 208H112V207ZM116 206H118L119 208H120V206H122L121 208L123 209V210H121V208L119 209V210H117V208L118 207H116ZM43 207V206H42ZM58 207V206H57ZM68 207V206H67ZM90 207V206H89ZM91 207H92V205H91ZM110 207L112 208V210L110 211ZM115 207V208H114ZM125 207V208H124ZM65 208V207H64ZM69 208V207H68ZM73 208V207H72ZM75 209L77 208L78 209V206L77 207H74ZM60 209H62V208H59V210ZM89 209V208H88ZM126 209V210H125ZM37 210V209H36ZM35 210V211H36ZM59 210H58V212H59ZM64 209H62V211H63ZM66 210V209H65ZM115 210V211H114ZM40 211H42V210H40ZM39 211V212H40ZM77 211V210H76ZM137 211V212H136ZM43 212H44V210H43ZM48 212V211H47ZM66 212H69V209H68V211H66ZM64 213V211H63V214H67V213ZM117 214V215H114L115 213ZM54 213H56L57 214V212H54ZM70 213H72V209L70 210ZM41 214V213H40ZM47 214V213H46ZM51 214H52V212H51ZM56 214H54L55 216H56ZM120 214V217L122 216ZM39 215V214H38ZM71 215H78V213L76 212V214L74 213V214H71ZM108 215H111V216H108ZM52 216H53V214H52ZM55 216H54V218H55ZM61 216H62V213L60 212V218H61ZM105 216V217H106ZM59 216H58V214H57V218H58ZM78 217V216H77ZM112 217V218H113ZM123 217V216H122ZM48 218V217H47ZM49 218H52V217H49ZM64 218V217H63ZM67 218V217H66ZM75 218V217H74ZM109 218V219H110ZM112 218L110 219V220H112ZM62 219V218H61ZM68 219H69V217H68ZM67 219V220H68ZM78 219L80 220V218L78 217ZM108 219V221H110ZM50 220V219H49ZM60 220V219H59ZM73 220H76V219H73ZM100 220H103V219H100ZM51 221V220H50ZM56 221V220H55ZM66 221V220H65ZM64 221V219H63V221H62V223L63 222H65ZM71 221H72V218H71ZM70 220H69V222H71ZM114 220H112V222H113ZM81 222V221H80ZM79 222V223H80ZM51 223H53V222H51ZM55 223V222H54ZM53 223V224H54ZM57 223V222H56ZM60 223H61V220H60ZM66 223V222H65ZM78 223V224H79ZM83 223V222H82ZM88 223H90V222H88ZM59 224V223H58ZM69 224H71V223H69ZM68 224V225H69ZM60 225V224H59ZM65 225H67V223L65 224ZM80 225V224H79ZM84 225V224H83ZM54 226V225H53ZM71 226H72V224H71ZM73 226H74V224H73ZM72 226V227H73ZM87 226V225H86ZM66 227V226H65ZM81 227V226H80ZM17 228V227H16ZM18 229V228H17ZM71 229V228H70ZM76 229V228H75ZM23 230V229H22ZM55 230H56V226H55ZM62 230V229H61ZM68 229H66L65 230V232L67 231ZM16 231V230H15ZM77 232H78V230H76ZM17 232V231H16ZM22 232V231H21ZM49 232V231H48ZM53 232V231H52ZM62 232V231H61ZM76 232V233H77ZM79 233V232H78ZM20 234V233H19ZM57 235H58V233H56ZM59 234H60V231H59ZM65 234H67V232L65 233ZM92 234V233H91ZM15 235V234H14ZM16 235H17V233H16ZM26 235V234H25ZM30 235V234H29ZM32 235V234H31ZM53 235V234H52ZM57 235H55V236H57ZM89 235V234H88ZM28 236V235H27ZM50 236V235H49ZM64 236H67V235H64ZM83 236V235H82ZM92 236V235H91ZM33 237V236H32ZM39 237V236H38ZM53 237H54V235H53ZM61 237V236H60ZM42 238H44V237H42ZM50 238V237H49ZM55 238V237H54ZM53 238V239H54ZM57 238H59L58 236H57ZM64 238V237H63ZM74 238V237H73ZM93 237H91V239H92ZM17 239V238H16ZM39 239H41V238H39ZM75 239H76V237H75ZM129 239H132V238H130L129 237ZM143 239H145V238H143ZM17 240H19V239H17ZM22 241L24 240V239H21ZM21 240H19V241H21ZM58 240V239H57ZM60 240V239H59ZM66 240H71V239H66ZM94 240H95V238H94ZM146 240V239H145ZM13 241V240H12ZM25 241V240H24ZM41 241H44V239L43 240H41ZM61 241V240H60ZM76 241V240H75ZM79 241V240H78ZM126 241H131V240H128V239H126ZM126 241L124 242L125 244L124 245H126L127 243H126ZM133 241V243H135L136 241L135 240H132ZM131 241V242H132ZM135 241V242H134ZM142 241H144V240H142ZM141 241V242H142ZM148 241V240H147ZM155 241V240H154ZM152 241V243L153 244H155L157 241ZM3 242V241H2ZM14 243H15V241H13ZM18 242V241H17ZM55 242V241H54ZM53 242V243H54ZM58 242V241H57ZM85 242V241H84ZM83 242V243H84ZM130 242V243H131ZM146 242V241H145ZM149 242H150V240H149ZM11 243V242H10ZM21 244H22V242H20ZM42 242H39V244H40V247H42L41 244ZM44 243V242H43ZM62 243H63V241H62ZM69 243V242H68ZM73 243V241L71 242V244ZM143 243V242H142ZM21 244H19L20 246H23V244H25V243H23L22 245ZM37 244V243H36ZM80 244H81V242H80ZM97 244V243H96ZM136 244L137 245H139L137 242H136ZM136 244H135V246H136ZM18 245V246H19ZM30 245H34V244H30ZM38 245V244H37ZM37 245H36V247H37ZM55 245H57V244H55ZM68 245V244H67ZM73 245H74V243H73ZM72 245V246H73ZM83 245H85V244H83ZM123 245V244H122ZM129 245H131V244H129ZM18 246H14V250H17L19 247ZM44 246V245H43ZM52 246V245H51ZM70 246V245H69ZM76 246V245H75ZM77 246H78V244H77ZM127 246L128 245H126L125 247H123V248H126L127 249ZM133 246H134V244H133ZM134 246V247H135ZM145 246H147V245H145ZM226 246V247H227ZM16 247V248H15ZM18 247V248H17ZM27 247V246H26ZM59 247H60V245H59ZM66 246H64V248H65ZM80 247H82V245L80 246ZM85 248H87V246H84ZM138 247V246H137ZM142 247H143V244H142ZM28 248V247H27ZM39 248V247H38ZM42 248H44V247H42ZM51 248V247H50ZM68 248V247H67ZM75 248V247H74ZM73 248V250L71 251H69V249L67 250V251H69V252H65L66 253V255L65 256H67V255H69L70 254V258L69 259H71L72 260V258H73V256H75V254L76 255H78L77 254V252L79 251H76V253H75V250H76V248L74 249ZM83 248V247H82ZM85 248H83L84 249V251H86V249ZM91 247H89V249H90ZM108 248H110V247H108ZM122 248V247H121ZM144 248V247H143ZM145 248H147V247H145ZM19 249H22V248H19ZM31 249V248H30ZM32 249H34V250H36L37 251V248L35 249L34 247H32ZM58 249V248H57ZM78 249V248H77ZM80 249V248H79ZM88 249V250H89ZM93 249V248H92ZM95 249V248H94ZM97 249V248H96ZM22 250H24V248L22 249ZM29 249H27V251H28ZM34 250H32V251H34ZM39 250H40V248H39ZM55 250V249H54ZM81 250V249H80ZM91 250V249H90ZM21 251V250H20ZM36 251H34V252H36ZM49 251H50V253H52L51 251H53L52 249L50 250L49 249ZM64 251V250H63ZM84 251H82V253L84 252ZM105 251V250H104ZM104 251H103V253H104ZM114 251V250H113ZM113 251H112V254L113 255H117V256H115V259L119 256V254H124L123 256H127L128 257V255H125L126 254V251L127 250H125V252H123V253H119L118 252V254L117 253H113ZM120 251H124V250H120ZM193 253H195V251H193V250H191ZM190 251V252H191ZM24 252V254H26L25 252L26 251H23ZM37 252H39V253H37L36 255H38V254H40V251H37ZM44 252V251H43ZM48 252V251H47ZM58 252H60V256H61V254H62V258H64V259H67V258H65V257H63V252H62V250L61 251H58ZM62 252V253H61ZM71 252H73V253H71ZM87 252V251H86ZM86 252H84L85 254H86ZM90 252V251H89ZM88 252V253H89ZM91 252H92V250H91ZM100 252V254H101V251H99ZM106 253H107V251H105ZM117 252V251H116ZM6 253V252H5ZM22 253V252H21ZM68 253V254H67ZM102 253V254H103ZM23 254V253H22ZM53 254H55L54 252H53ZM71 254H73V256L71 255ZM81 254V253H80ZM112 254H110V255H112ZM1 255H2V253H1ZM0 255V257H2ZM7 255V254H6ZM5 255V257H7ZM13 255H14V253H13ZM21 255V254H20ZM19 255V257L21 258V256ZM29 255H31L30 253H29ZM29 255H27L26 254V257L27 256H29ZM43 255V254H42ZM82 255V254H81ZM87 255V254H86ZM94 255V254H93ZM110 255H108V256H106V257H109ZM113 255L111 256V257H113ZM10 256V255H9ZM9 256H8V260H10L9 259ZM16 256V255H15ZM39 256V255H38ZM56 256V255H55ZM59 256V255H58ZM79 256V255H78ZM78 256H76V257H78ZM95 256V255H94ZM100 256V255H99ZM25 257V256H24ZM68 257V256H67ZM81 257V260H83V261H85L84 260V258H82V257H84V254H83V256H80ZM89 257H90V255H89ZM110 257V258H111ZM19 258V259H20ZM38 258V257H37ZM58 259H59V257H57ZM62 258H61V260H62ZM93 258V256L91 257V260H93V262H94V259H92ZM105 258V257H104ZM12 259V258H11ZM32 259V258H31ZM30 259V260H31ZM39 259V258H38ZM41 259V258H40ZM48 259V258H47ZM52 259H53V257H52ZM52 259H49V261L51 260L52 261ZM78 259V258H77ZM77 259H75V257L73 258V262H75ZM86 259H87V257H86ZM88 259H90V258H88ZM106 260L107 259H109V258H105ZM112 259V258H111ZM111 259H109L110 261H112L113 263H115L116 261H117V259H116V261H115V259H114V257H113V259L111 260ZM1 260V259H0ZM3 260H4V258H3ZM35 261H36V259H34ZM75 260V261H74ZM63 261V260H62ZM70 261V260H69ZM69 261H66V263H68ZM87 261V260H86ZM86 261H85V263H83V262H80V263H82V264H87V263H89L90 264V262H92V261H90V262H88L87 261V263H86ZM115 261V262H114ZM15 263L16 262H18V261H14ZM23 262H25V261H23ZM30 262H32V263H34V261H33V259H32V261H30ZM43 262V261H42ZM55 262V261H54ZM59 262V261H58ZM20 263V262H19ZM18 263V264H19ZM32 263H30V264H32ZM39 263H40V261H39ZM38 263V264H39ZM45 263H46V261H45ZM48 264H50L49 262H47ZM61 263H63V262H61ZM66 263H64V264H66ZM69 263H71V261L69 262ZM77 263H79V259L77 260V262L75 263V264H77ZM232 263V264H233ZM23 264V263H22ZM26 264V263H25ZM37 264V263H36ZM41 264V263H40ZM56 264V263H55ZM59 264V263H58ZM235 264V263H234Z\"/></svg>",
  "mask_w": 264,
  "mask_h": 264
}]
</instances>
